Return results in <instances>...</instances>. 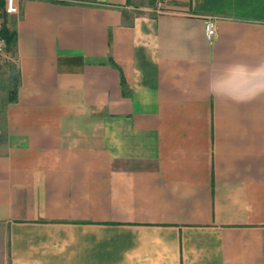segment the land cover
<instances>
[{"label":"crops","instance_id":"obj_1","mask_svg":"<svg viewBox=\"0 0 264 264\" xmlns=\"http://www.w3.org/2000/svg\"><path fill=\"white\" fill-rule=\"evenodd\" d=\"M17 7L0 264H264V0Z\"/></svg>","mask_w":264,"mask_h":264},{"label":"built area","instance_id":"obj_2","mask_svg":"<svg viewBox=\"0 0 264 264\" xmlns=\"http://www.w3.org/2000/svg\"><path fill=\"white\" fill-rule=\"evenodd\" d=\"M18 11L17 0H0V56H3L6 59H10L6 53V43L5 38L2 35L3 28V16L15 14ZM203 32L204 37L207 40H210L215 35V26L213 18L207 16L203 20Z\"/></svg>","mask_w":264,"mask_h":264},{"label":"trees","instance_id":"obj_3","mask_svg":"<svg viewBox=\"0 0 264 264\" xmlns=\"http://www.w3.org/2000/svg\"><path fill=\"white\" fill-rule=\"evenodd\" d=\"M2 35L5 38V43H6V50L12 52L14 44H15V35L14 31L6 29L4 26L2 28ZM11 85L9 87V94L12 96L15 94V86H16V81L14 76L11 77Z\"/></svg>","mask_w":264,"mask_h":264},{"label":"rangeland","instance_id":"obj_4","mask_svg":"<svg viewBox=\"0 0 264 264\" xmlns=\"http://www.w3.org/2000/svg\"><path fill=\"white\" fill-rule=\"evenodd\" d=\"M0 63H2L4 66H11V67H12V64H13V62L11 60L6 59L3 56H0ZM3 67H0V81L3 80V77H4L3 76L4 75V69H2ZM6 69H7V67H6Z\"/></svg>","mask_w":264,"mask_h":264}]
</instances>
